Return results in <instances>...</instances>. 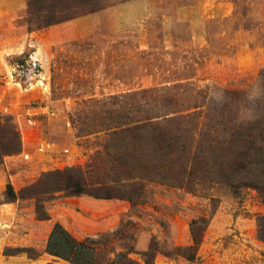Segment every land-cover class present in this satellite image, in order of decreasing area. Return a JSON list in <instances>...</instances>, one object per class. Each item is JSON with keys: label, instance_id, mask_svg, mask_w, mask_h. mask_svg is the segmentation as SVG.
Wrapping results in <instances>:
<instances>
[{"label": "rangeland", "instance_id": "obj_1", "mask_svg": "<svg viewBox=\"0 0 264 264\" xmlns=\"http://www.w3.org/2000/svg\"><path fill=\"white\" fill-rule=\"evenodd\" d=\"M103 5L37 31L28 24V0H0V114L13 119L22 141L21 153L0 164L5 176L0 195L9 183L19 192L43 174L85 167L99 152H138L139 138L111 134L138 125L146 113L184 112L202 102L217 109L231 100L219 102L216 96L264 84V0H105ZM32 60L39 66L37 77L28 72ZM255 110L253 121L264 118V99ZM204 141L216 147L213 138ZM194 188L150 182L135 207L57 194L43 204L48 221L38 220L35 199L4 205L0 264L5 253L24 256L23 264L50 263L44 250L57 223L83 240L105 239L123 220L134 221L129 238L100 247L105 263L131 247L147 251L154 237L171 252L192 245L191 223L201 217L210 222L196 260L159 254L155 264H264L259 192H236L215 182Z\"/></svg>", "mask_w": 264, "mask_h": 264}, {"label": "trees", "instance_id": "obj_2", "mask_svg": "<svg viewBox=\"0 0 264 264\" xmlns=\"http://www.w3.org/2000/svg\"><path fill=\"white\" fill-rule=\"evenodd\" d=\"M104 1L28 0V24L37 31H44L98 12L104 8ZM243 95L242 92L227 93L231 103L217 109L208 108L202 102L201 105L188 106L185 113L179 110L155 117L145 112L138 125L127 124L126 128L111 134L113 138L121 135L139 138L138 152L123 156L99 152L85 167L43 174L36 183L19 192L9 183L0 195V205L35 199L38 220L48 221L51 218L43 204L57 194L122 200L135 207L150 182L168 183L190 192L195 191V185L215 182L230 186L236 192L253 188L264 200V140L259 139L264 138V118L244 123L237 121L236 109L244 101ZM204 138H213L216 147L207 146ZM220 138L232 139L222 142ZM21 151L18 127L11 117L0 114V164ZM211 201L216 209L217 200L211 198ZM209 222L206 217L192 221L193 243L190 246L174 247L171 252H164L154 237L147 251L137 252L131 247L126 252L115 254V258L106 263L101 257L100 247H108L113 240L129 238L130 228L136 225L134 221L123 220L119 229L108 233L105 239L102 236L83 240L57 223L49 235L46 253L71 264H155L159 254L182 256L194 262ZM258 229L259 237L264 241V216L259 217ZM133 254L140 255L142 260L132 258ZM29 257L36 258L33 255Z\"/></svg>", "mask_w": 264, "mask_h": 264}, {"label": "clouds", "instance_id": "obj_3", "mask_svg": "<svg viewBox=\"0 0 264 264\" xmlns=\"http://www.w3.org/2000/svg\"><path fill=\"white\" fill-rule=\"evenodd\" d=\"M219 102H227L226 94L222 93L215 97ZM264 99V84H250L244 92V102L236 109L237 121L244 123L254 119L257 115L255 106L258 101Z\"/></svg>", "mask_w": 264, "mask_h": 264}, {"label": "crops", "instance_id": "obj_4", "mask_svg": "<svg viewBox=\"0 0 264 264\" xmlns=\"http://www.w3.org/2000/svg\"><path fill=\"white\" fill-rule=\"evenodd\" d=\"M10 159V158H8ZM8 159H6L5 161V165L8 164ZM11 176V175H10ZM5 177L4 175L0 176V178H3ZM4 189V188H3ZM5 206L6 205H10V204H4ZM4 205H0V207L4 206ZM62 225V224H61ZM63 226V225H62ZM64 227V226H63ZM65 228V227H64ZM66 229V228H65ZM53 230V229H52ZM51 230V232H52ZM68 230V229H66ZM69 231V230H68ZM50 232V234H51ZM70 232V231H69ZM71 233V232H70ZM72 234V233H71ZM73 235V234H72ZM74 236V235H73ZM77 238V237H76ZM47 248V246H46ZM44 254H46L48 257L52 258V261L51 262H55L56 264H71L70 262L64 260V259H60V258H57V257H54L48 253H46V249L44 250ZM1 256V255H0ZM5 260H4V264H23V260H24V256H2Z\"/></svg>", "mask_w": 264, "mask_h": 264}, {"label": "built area", "instance_id": "obj_5", "mask_svg": "<svg viewBox=\"0 0 264 264\" xmlns=\"http://www.w3.org/2000/svg\"><path fill=\"white\" fill-rule=\"evenodd\" d=\"M28 72H29V74L30 75H33L34 77H37V76H39L38 74H39V71H38V64H37V62L36 61H33L32 60V64H28ZM33 76L32 77H28V78H33ZM30 123L31 124H34V122L31 120L30 121Z\"/></svg>", "mask_w": 264, "mask_h": 264}]
</instances>
